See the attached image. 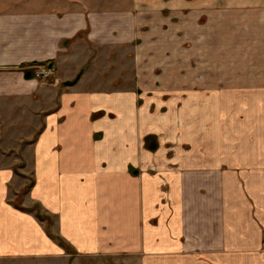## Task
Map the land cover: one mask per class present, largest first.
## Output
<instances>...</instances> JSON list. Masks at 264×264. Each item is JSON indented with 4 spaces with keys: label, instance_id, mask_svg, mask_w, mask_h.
Wrapping results in <instances>:
<instances>
[{
    "label": "crops",
    "instance_id": "crops-1",
    "mask_svg": "<svg viewBox=\"0 0 264 264\" xmlns=\"http://www.w3.org/2000/svg\"><path fill=\"white\" fill-rule=\"evenodd\" d=\"M0 264H264V0H0Z\"/></svg>",
    "mask_w": 264,
    "mask_h": 264
},
{
    "label": "trees",
    "instance_id": "trees-1",
    "mask_svg": "<svg viewBox=\"0 0 264 264\" xmlns=\"http://www.w3.org/2000/svg\"><path fill=\"white\" fill-rule=\"evenodd\" d=\"M45 65H51L52 66V63H50V62H47V63H45ZM25 74H29V72H25ZM33 78V75H31L30 77H29V79H32Z\"/></svg>",
    "mask_w": 264,
    "mask_h": 264
},
{
    "label": "water",
    "instance_id": "water-1",
    "mask_svg": "<svg viewBox=\"0 0 264 264\" xmlns=\"http://www.w3.org/2000/svg\"><path fill=\"white\" fill-rule=\"evenodd\" d=\"M26 78H29L30 77V74H26V76H25ZM72 83H69V82H66L65 83V85H67V86H69V85H71Z\"/></svg>",
    "mask_w": 264,
    "mask_h": 264
},
{
    "label": "rangeland",
    "instance_id": "rangeland-1",
    "mask_svg": "<svg viewBox=\"0 0 264 264\" xmlns=\"http://www.w3.org/2000/svg\"><path fill=\"white\" fill-rule=\"evenodd\" d=\"M38 76H41V74H39ZM18 166L20 167V164Z\"/></svg>",
    "mask_w": 264,
    "mask_h": 264
},
{
    "label": "built area",
    "instance_id": "built-area-1",
    "mask_svg": "<svg viewBox=\"0 0 264 264\" xmlns=\"http://www.w3.org/2000/svg\"><path fill=\"white\" fill-rule=\"evenodd\" d=\"M39 73H41V72H39Z\"/></svg>",
    "mask_w": 264,
    "mask_h": 264
}]
</instances>
